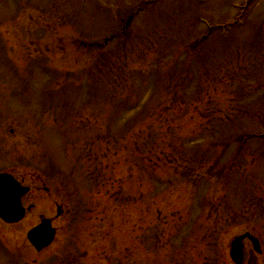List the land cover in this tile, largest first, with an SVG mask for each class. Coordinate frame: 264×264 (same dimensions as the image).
Returning <instances> with one entry per match:
<instances>
[{"label": "rangeland", "instance_id": "rangeland-1", "mask_svg": "<svg viewBox=\"0 0 264 264\" xmlns=\"http://www.w3.org/2000/svg\"><path fill=\"white\" fill-rule=\"evenodd\" d=\"M247 2L0 0V173L34 207L0 221V264H233L246 232L264 252V0ZM42 217L57 235L37 252ZM245 261L264 255L245 243Z\"/></svg>", "mask_w": 264, "mask_h": 264}, {"label": "water", "instance_id": "water-1", "mask_svg": "<svg viewBox=\"0 0 264 264\" xmlns=\"http://www.w3.org/2000/svg\"><path fill=\"white\" fill-rule=\"evenodd\" d=\"M28 192L29 189L23 188L12 176L0 175V218L9 224L24 219L26 210L22 206V198ZM55 233L51 221L44 219L39 227L29 232L28 239L38 251H41L52 244ZM246 238L253 242L256 251L259 252V242L251 235L246 234L237 238L232 243L231 255L238 264H241L239 259H242V243Z\"/></svg>", "mask_w": 264, "mask_h": 264}, {"label": "trees", "instance_id": "trees-1", "mask_svg": "<svg viewBox=\"0 0 264 264\" xmlns=\"http://www.w3.org/2000/svg\"><path fill=\"white\" fill-rule=\"evenodd\" d=\"M203 40H206V38H204ZM203 42V41H202ZM199 43H201V42H198V44ZM222 119V121H230V118H227V116H224V118H221ZM251 137V136H250ZM252 137L253 138H257V139H263L264 140V132H262V133H258V134H253L252 135ZM237 139L239 140V138L237 137ZM235 140H233V141H231V143L232 142H234ZM229 144V142H226V145H228ZM147 154V156H151V152H147L146 153ZM102 162L103 161H100L99 162V165H100V167H97L96 168V170H97V178L99 179V180H103V176H102V171L101 170H103V172L105 173L106 172V169L104 170V166H102ZM233 162H234V160L230 163V166H228L227 164H225L219 171H217V172H215V168H211L210 170H209V174H210V177L211 178H216V177H219V178H221L222 177V175L224 174V172L226 171V174H225V176H224V178L223 179H225L226 181L228 180V173L230 172L229 171V169H231V168H233ZM96 170H95V172H96ZM194 169H192V170H187V169H185L184 170V174H186L188 177H189V181H190V184H192L193 185V182H196V180L197 179H200L202 176H203V174H201L200 172V170H197L196 169V171H193ZM228 172V173H227ZM96 179V178H95ZM102 186V183H99V188ZM251 199H253V200H251V204L252 205H255V206H260L259 205V203H262V207H263V203H264V200L262 199V198H260V197H258V196H254V197H252ZM250 204V205H251ZM250 205H248L249 207H250ZM213 207H215V210L217 211V212H219V210H220V208H221V203L219 202V203H215L214 204V206ZM263 209V208H262Z\"/></svg>", "mask_w": 264, "mask_h": 264}, {"label": "flooded vegetation", "instance_id": "flooded-vegetation-1", "mask_svg": "<svg viewBox=\"0 0 264 264\" xmlns=\"http://www.w3.org/2000/svg\"><path fill=\"white\" fill-rule=\"evenodd\" d=\"M31 193H32V191H31ZM31 193H30V194H31ZM30 194H29V195H30Z\"/></svg>", "mask_w": 264, "mask_h": 264}]
</instances>
